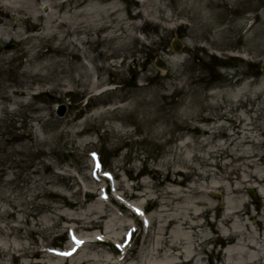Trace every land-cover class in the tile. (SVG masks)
<instances>
[{
    "label": "rangeland",
    "instance_id": "obj_1",
    "mask_svg": "<svg viewBox=\"0 0 264 264\" xmlns=\"http://www.w3.org/2000/svg\"><path fill=\"white\" fill-rule=\"evenodd\" d=\"M253 185L264 0H0V264H264Z\"/></svg>",
    "mask_w": 264,
    "mask_h": 264
},
{
    "label": "water",
    "instance_id": "obj_2",
    "mask_svg": "<svg viewBox=\"0 0 264 264\" xmlns=\"http://www.w3.org/2000/svg\"><path fill=\"white\" fill-rule=\"evenodd\" d=\"M13 47H15L14 44H9V45L6 46L7 49H10V48H13ZM173 47H174V49L176 51H179L181 49V44L178 41H176V42L173 43ZM156 65L158 67H161V68H166L167 67V65H166V63L164 62L163 59H158V61L156 62ZM65 112H66V106L65 105H60L57 113L62 116V115H64ZM247 190H248L249 194L254 199H257V188L250 187Z\"/></svg>",
    "mask_w": 264,
    "mask_h": 264
},
{
    "label": "bare ground",
    "instance_id": "obj_3",
    "mask_svg": "<svg viewBox=\"0 0 264 264\" xmlns=\"http://www.w3.org/2000/svg\"><path fill=\"white\" fill-rule=\"evenodd\" d=\"M169 59H171V56H169ZM173 59V58H172ZM259 193H261V195H263L264 194V190H262V189H259ZM259 193H257V194H259ZM84 248V247H83ZM82 250V249H81ZM80 253V252H79ZM78 264H86V262L85 261H81V262H79Z\"/></svg>",
    "mask_w": 264,
    "mask_h": 264
},
{
    "label": "trees",
    "instance_id": "obj_4",
    "mask_svg": "<svg viewBox=\"0 0 264 264\" xmlns=\"http://www.w3.org/2000/svg\"><path fill=\"white\" fill-rule=\"evenodd\" d=\"M212 58L215 60V62L219 61L217 57H212ZM214 60H213V61H214ZM219 62H220V61H219Z\"/></svg>",
    "mask_w": 264,
    "mask_h": 264
}]
</instances>
